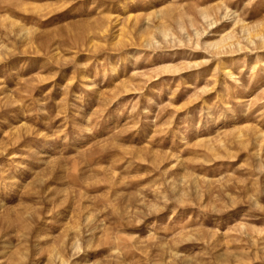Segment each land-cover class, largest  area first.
<instances>
[{"label": "rangeland", "instance_id": "rangeland-1", "mask_svg": "<svg viewBox=\"0 0 264 264\" xmlns=\"http://www.w3.org/2000/svg\"><path fill=\"white\" fill-rule=\"evenodd\" d=\"M0 264H264V0H0Z\"/></svg>", "mask_w": 264, "mask_h": 264}]
</instances>
